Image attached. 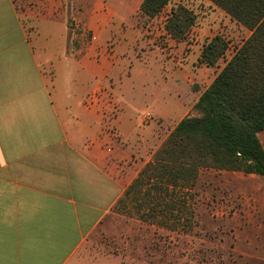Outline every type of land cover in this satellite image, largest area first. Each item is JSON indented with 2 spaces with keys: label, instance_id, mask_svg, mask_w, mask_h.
Wrapping results in <instances>:
<instances>
[{
  "label": "crops",
  "instance_id": "obj_1",
  "mask_svg": "<svg viewBox=\"0 0 264 264\" xmlns=\"http://www.w3.org/2000/svg\"><path fill=\"white\" fill-rule=\"evenodd\" d=\"M205 1L211 28L231 20ZM141 2L121 0L125 19L108 0L52 1L27 30L13 0H0V264H102L80 251L158 145V127L131 130L108 91L141 37ZM126 30V48L108 44Z\"/></svg>",
  "mask_w": 264,
  "mask_h": 264
},
{
  "label": "rangeland",
  "instance_id": "obj_2",
  "mask_svg": "<svg viewBox=\"0 0 264 264\" xmlns=\"http://www.w3.org/2000/svg\"><path fill=\"white\" fill-rule=\"evenodd\" d=\"M52 1L58 0H13V3L22 25L30 30L35 16L40 17L37 16L40 5L50 8L51 4L55 5ZM62 1L68 4V0ZM120 2L108 0L107 4L120 8ZM174 5L187 7L195 15L194 25L180 42L171 41L164 31L165 20ZM120 9V15L128 18L124 9ZM224 17L214 18L216 25L211 28L205 0H171L153 19L133 16L141 37L119 61L108 91L121 102L131 130L139 132L148 124L158 127L156 149L181 119L194 115L192 108L201 92L210 85L234 49L249 36L247 30ZM67 24L80 39L90 37L88 31ZM206 24L210 31L202 34ZM124 34L123 38L122 34L119 39L108 38V44L113 41L118 45L121 41V49L126 48L134 33L126 30ZM215 36L225 39L228 48L224 58L215 66L207 67L199 62V57ZM143 116L151 120L146 123V117L142 124ZM258 138L264 148V132ZM193 191V198L187 199L194 215L190 231L178 226L176 232H170L141 222L133 208L136 202H129L123 206L129 214L114 210L86 240L79 255L100 259L102 264H264V179L241 172L203 170Z\"/></svg>",
  "mask_w": 264,
  "mask_h": 264
},
{
  "label": "trees",
  "instance_id": "obj_3",
  "mask_svg": "<svg viewBox=\"0 0 264 264\" xmlns=\"http://www.w3.org/2000/svg\"><path fill=\"white\" fill-rule=\"evenodd\" d=\"M237 25L250 32L234 49L192 108L154 151L149 162L114 205L133 207L139 221L176 232L194 224L193 198L200 172L219 170L253 174L264 179V0H207ZM171 0H142L139 12L147 19L158 16ZM195 22L194 13L174 5L165 20V34L182 41ZM228 46L213 37L201 50L199 62L213 67ZM131 215V214H130Z\"/></svg>",
  "mask_w": 264,
  "mask_h": 264
},
{
  "label": "built area",
  "instance_id": "obj_4",
  "mask_svg": "<svg viewBox=\"0 0 264 264\" xmlns=\"http://www.w3.org/2000/svg\"><path fill=\"white\" fill-rule=\"evenodd\" d=\"M163 10H164V9H163ZM163 10H162V11H163Z\"/></svg>",
  "mask_w": 264,
  "mask_h": 264
}]
</instances>
